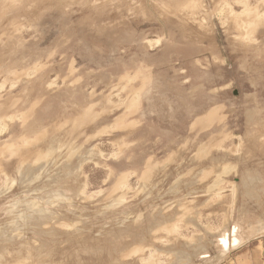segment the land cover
<instances>
[{
  "label": "rangeland",
  "instance_id": "obj_1",
  "mask_svg": "<svg viewBox=\"0 0 264 264\" xmlns=\"http://www.w3.org/2000/svg\"><path fill=\"white\" fill-rule=\"evenodd\" d=\"M215 263L264 264V0H0V264Z\"/></svg>",
  "mask_w": 264,
  "mask_h": 264
},
{
  "label": "bare ground",
  "instance_id": "obj_2",
  "mask_svg": "<svg viewBox=\"0 0 264 264\" xmlns=\"http://www.w3.org/2000/svg\"><path fill=\"white\" fill-rule=\"evenodd\" d=\"M30 206H32V205H30ZM263 226V225H262ZM263 228V227H262ZM261 228V229H262ZM235 230V229H234ZM256 232H259L258 230L256 231ZM260 233H261V231H260ZM220 239V241H219V243H220V246H221V252H228V250H230V249H232V248H234V247H237L238 246V244L240 243V241H239V239L237 238V236H235V232L234 231H232V233H231V237H229V236H227V235H222V236H220L219 237ZM217 252V251H216ZM218 255V254H217ZM219 255H221V257L222 256H226V254H221V253H219ZM223 258V257H222ZM225 258V257H224ZM218 259V258H217ZM212 260V259H211ZM223 260V259H222ZM203 262V261H202ZM210 262V261H209ZM214 262V261H213ZM207 263V262H206ZM211 263V262H210ZM216 264V263H215ZM219 264V263H218Z\"/></svg>",
  "mask_w": 264,
  "mask_h": 264
}]
</instances>
